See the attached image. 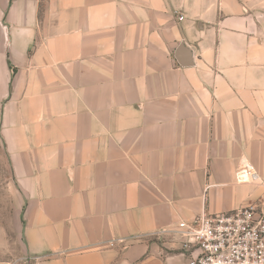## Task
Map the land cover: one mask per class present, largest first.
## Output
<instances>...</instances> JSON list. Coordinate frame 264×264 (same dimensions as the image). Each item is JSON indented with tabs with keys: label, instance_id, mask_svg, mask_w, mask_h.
I'll return each instance as SVG.
<instances>
[{
	"label": "crops",
	"instance_id": "crops-1",
	"mask_svg": "<svg viewBox=\"0 0 264 264\" xmlns=\"http://www.w3.org/2000/svg\"><path fill=\"white\" fill-rule=\"evenodd\" d=\"M0 15L25 264H193L180 222L264 206V0H0ZM243 160L257 182L236 183Z\"/></svg>",
	"mask_w": 264,
	"mask_h": 264
},
{
	"label": "built area",
	"instance_id": "built-area-1",
	"mask_svg": "<svg viewBox=\"0 0 264 264\" xmlns=\"http://www.w3.org/2000/svg\"><path fill=\"white\" fill-rule=\"evenodd\" d=\"M234 177L237 184H253L259 179L245 160ZM174 232L182 250L193 252V264H264L261 204L250 203L217 214L202 213L189 223L180 222Z\"/></svg>",
	"mask_w": 264,
	"mask_h": 264
},
{
	"label": "rangeland",
	"instance_id": "rangeland-1",
	"mask_svg": "<svg viewBox=\"0 0 264 264\" xmlns=\"http://www.w3.org/2000/svg\"><path fill=\"white\" fill-rule=\"evenodd\" d=\"M0 16L2 19L3 16ZM2 91L3 87L0 86V264H25L28 260L20 255V237L15 230L16 190L14 176L1 135V108L4 105Z\"/></svg>",
	"mask_w": 264,
	"mask_h": 264
},
{
	"label": "water",
	"instance_id": "water-1",
	"mask_svg": "<svg viewBox=\"0 0 264 264\" xmlns=\"http://www.w3.org/2000/svg\"><path fill=\"white\" fill-rule=\"evenodd\" d=\"M175 57L181 66L188 67L193 64L192 53L184 44L178 46L175 52Z\"/></svg>",
	"mask_w": 264,
	"mask_h": 264
}]
</instances>
